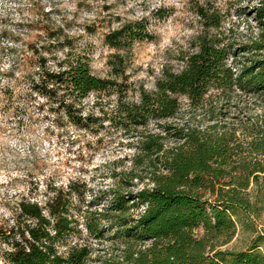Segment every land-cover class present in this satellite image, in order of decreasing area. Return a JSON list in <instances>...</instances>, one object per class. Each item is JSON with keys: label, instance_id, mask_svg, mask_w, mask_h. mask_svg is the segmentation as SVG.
<instances>
[{"label": "rangeland", "instance_id": "obj_1", "mask_svg": "<svg viewBox=\"0 0 264 264\" xmlns=\"http://www.w3.org/2000/svg\"><path fill=\"white\" fill-rule=\"evenodd\" d=\"M263 7L264 0H0V255L28 238L30 209L51 225L67 218L70 229L55 248L62 256L81 250L84 264H126L149 246L104 217L117 213L114 195L151 187L154 172L163 171L155 155L140 151V140L153 133L171 147L185 127L226 131L245 143L264 119V94L214 87L198 105L179 95V112L165 120L139 119L137 105L184 69L203 42L226 49L233 78L264 60ZM134 23L151 37L128 41L121 30ZM74 56H84L108 88L78 101L43 81L44 70ZM126 204L124 218L144 208ZM258 234L264 212L240 211L234 236L217 249L245 250Z\"/></svg>", "mask_w": 264, "mask_h": 264}, {"label": "trees", "instance_id": "obj_2", "mask_svg": "<svg viewBox=\"0 0 264 264\" xmlns=\"http://www.w3.org/2000/svg\"><path fill=\"white\" fill-rule=\"evenodd\" d=\"M259 11L264 13V7ZM58 30L62 32L63 28ZM47 33L48 38L57 34L53 30ZM121 33L128 41L151 37L140 23L125 26ZM226 58L225 48L203 42L198 52L187 58L184 69L162 79L154 93L142 95L137 105L141 111L136 115L141 120L146 115L172 118L180 109L179 95L198 105L214 87L236 85L253 94H264V60L255 61L256 66L245 68L233 78L225 67ZM40 76L78 101L110 85L91 72L84 56L67 58L62 68L44 70ZM176 133L179 143L167 148L157 134L140 140V151L155 155V166L163 171L154 172L151 187L114 195L110 209L117 213L104 215L123 226V235L149 241V246L130 255L126 264H264L260 249L264 236L260 234L245 250L217 249L234 236L240 211L255 217L264 212V119L245 143L226 131L180 127ZM130 200L144 208L136 217L124 218L121 212L129 207L126 203ZM26 213L35 221L26 229L28 238L1 253L0 264H84L81 250L71 249L62 256L55 248L56 241L70 229L67 218L58 216L51 225L40 210ZM196 228H202L201 235L194 232Z\"/></svg>", "mask_w": 264, "mask_h": 264}]
</instances>
